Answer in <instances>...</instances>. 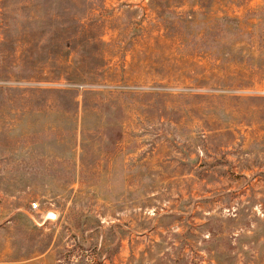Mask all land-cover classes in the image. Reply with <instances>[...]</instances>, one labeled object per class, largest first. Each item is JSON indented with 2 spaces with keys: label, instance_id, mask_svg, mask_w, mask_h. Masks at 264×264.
Segmentation results:
<instances>
[{
  "label": "rangeland",
  "instance_id": "1",
  "mask_svg": "<svg viewBox=\"0 0 264 264\" xmlns=\"http://www.w3.org/2000/svg\"><path fill=\"white\" fill-rule=\"evenodd\" d=\"M0 264H264V0H0Z\"/></svg>",
  "mask_w": 264,
  "mask_h": 264
},
{
  "label": "water",
  "instance_id": "2",
  "mask_svg": "<svg viewBox=\"0 0 264 264\" xmlns=\"http://www.w3.org/2000/svg\"><path fill=\"white\" fill-rule=\"evenodd\" d=\"M42 217L45 222L48 220L56 221L58 219V213L50 211L43 214Z\"/></svg>",
  "mask_w": 264,
  "mask_h": 264
},
{
  "label": "built area",
  "instance_id": "3",
  "mask_svg": "<svg viewBox=\"0 0 264 264\" xmlns=\"http://www.w3.org/2000/svg\"><path fill=\"white\" fill-rule=\"evenodd\" d=\"M34 208H37V204H34Z\"/></svg>",
  "mask_w": 264,
  "mask_h": 264
}]
</instances>
